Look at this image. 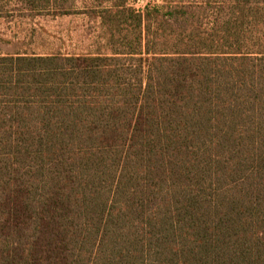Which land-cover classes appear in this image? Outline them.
Masks as SVG:
<instances>
[{
    "label": "trees",
    "instance_id": "1",
    "mask_svg": "<svg viewBox=\"0 0 264 264\" xmlns=\"http://www.w3.org/2000/svg\"><path fill=\"white\" fill-rule=\"evenodd\" d=\"M244 2L116 4L111 53L0 55V264H264Z\"/></svg>",
    "mask_w": 264,
    "mask_h": 264
},
{
    "label": "rangeland",
    "instance_id": "2",
    "mask_svg": "<svg viewBox=\"0 0 264 264\" xmlns=\"http://www.w3.org/2000/svg\"><path fill=\"white\" fill-rule=\"evenodd\" d=\"M178 1V0H175ZM192 1V0H189ZM166 0H0V55L111 53L104 10L116 4L144 11ZM245 28L264 15V4L245 0ZM97 12V15L95 14ZM259 16V20L254 18ZM207 23V20L204 21ZM246 30V31H247Z\"/></svg>",
    "mask_w": 264,
    "mask_h": 264
}]
</instances>
